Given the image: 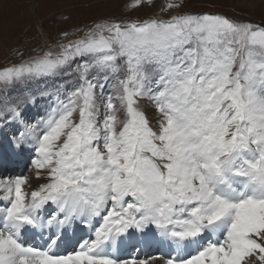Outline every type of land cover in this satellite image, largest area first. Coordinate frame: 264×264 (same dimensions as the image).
I'll list each match as a JSON object with an SVG mask.
<instances>
[{"label":"snow or ice","instance_id":"6c2138e0","mask_svg":"<svg viewBox=\"0 0 264 264\" xmlns=\"http://www.w3.org/2000/svg\"><path fill=\"white\" fill-rule=\"evenodd\" d=\"M184 3L101 17L0 67V126H22L13 143L44 181L0 178V264H264V19ZM144 243L168 255L122 257Z\"/></svg>","mask_w":264,"mask_h":264},{"label":"rangeland","instance_id":"374dc122","mask_svg":"<svg viewBox=\"0 0 264 264\" xmlns=\"http://www.w3.org/2000/svg\"><path fill=\"white\" fill-rule=\"evenodd\" d=\"M164 2L153 0L151 6L145 4L141 8L130 9L127 5L131 0H0V67L16 61L20 53L27 56L33 49L44 48L62 31H73L101 17L142 19L157 12ZM184 8L193 12L223 13L238 19H264L261 0H185ZM41 113L42 107H29L24 110L23 118L32 122ZM148 114L153 115V110L149 109ZM22 130L17 122L0 126V166L3 167L0 178L27 175L29 184L35 189L44 181L37 180L30 170L31 159L27 158L30 152L33 155V149L30 144L18 149L12 142L13 136ZM16 155L21 156L22 168ZM11 167L14 168L12 173Z\"/></svg>","mask_w":264,"mask_h":264},{"label":"bare ground","instance_id":"6f19581e","mask_svg":"<svg viewBox=\"0 0 264 264\" xmlns=\"http://www.w3.org/2000/svg\"><path fill=\"white\" fill-rule=\"evenodd\" d=\"M24 155H25V153H24ZM32 156L33 155L30 152V156L27 158V160H30L32 158ZM15 157L20 158L19 161L21 162V156L16 155ZM24 157L25 156H23V158ZM23 164L24 163H22L20 168L23 167ZM1 169H3L2 166H0V170ZM9 169L11 170L12 167ZM86 236H87L86 230L81 231L80 229H77V231L74 235L70 233L65 238V244L62 246V250H64V249L71 250L72 248H74L76 246V244L79 240L86 238ZM26 243H29V244L34 243L36 245H40L42 242L38 239H35L34 242L27 240ZM131 246L132 245H129L122 250V252H121L122 257H124V258L137 257L138 259H148L149 257H154V256H158V255L167 256L168 251H169L167 248L160 246V245H157V244H153V243H144V244H139L137 246H132V247ZM137 248H139V251H137ZM131 251L132 252L134 251L133 254L131 253ZM148 264H163V261L162 260H150V259H148Z\"/></svg>","mask_w":264,"mask_h":264}]
</instances>
